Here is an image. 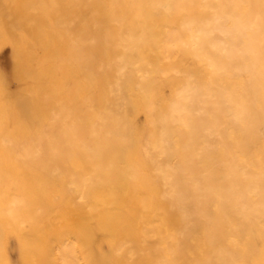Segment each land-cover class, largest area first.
Masks as SVG:
<instances>
[{
	"label": "rangeland",
	"instance_id": "rangeland-1",
	"mask_svg": "<svg viewBox=\"0 0 264 264\" xmlns=\"http://www.w3.org/2000/svg\"><path fill=\"white\" fill-rule=\"evenodd\" d=\"M0 264H264V0H0Z\"/></svg>",
	"mask_w": 264,
	"mask_h": 264
},
{
	"label": "bare ground",
	"instance_id": "bare-ground-1",
	"mask_svg": "<svg viewBox=\"0 0 264 264\" xmlns=\"http://www.w3.org/2000/svg\"><path fill=\"white\" fill-rule=\"evenodd\" d=\"M218 18V17H217ZM202 28V27H201ZM200 28V29H201ZM216 30H218V31H220V32H227V29L225 28V27H223V26H216V28H215ZM204 30V29H203ZM208 35H209V33H207ZM210 36V35H209ZM212 37V36H211ZM211 39V38H210ZM207 41V40H206ZM211 41H212V39H211ZM195 43V42H194ZM202 45H204L203 43H202ZM203 48V47H202ZM222 49V48H221ZM182 111V110H181ZM175 198H176V196H175Z\"/></svg>",
	"mask_w": 264,
	"mask_h": 264
}]
</instances>
